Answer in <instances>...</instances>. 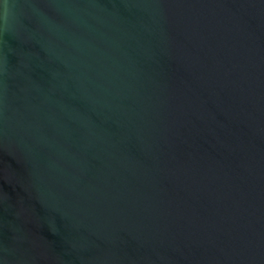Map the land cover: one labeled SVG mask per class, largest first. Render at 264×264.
I'll use <instances>...</instances> for the list:
<instances>
[{
    "label": "water",
    "instance_id": "obj_1",
    "mask_svg": "<svg viewBox=\"0 0 264 264\" xmlns=\"http://www.w3.org/2000/svg\"><path fill=\"white\" fill-rule=\"evenodd\" d=\"M0 264H264V0H0Z\"/></svg>",
    "mask_w": 264,
    "mask_h": 264
}]
</instances>
